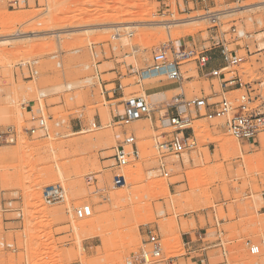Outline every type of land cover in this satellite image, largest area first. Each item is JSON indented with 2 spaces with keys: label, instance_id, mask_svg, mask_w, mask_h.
<instances>
[{
  "label": "rangeland",
  "instance_id": "obj_1",
  "mask_svg": "<svg viewBox=\"0 0 264 264\" xmlns=\"http://www.w3.org/2000/svg\"><path fill=\"white\" fill-rule=\"evenodd\" d=\"M12 1L0 0V41L8 34L32 37L0 44V128L15 133L0 144V264H126L149 229L162 238L165 258L179 256L185 252L182 234L198 223L205 227L207 216L226 233L229 251L226 262L220 256L212 264H264V133L252 146L233 138L224 121L199 118L186 133L195 147L162 158L153 138L172 131L162 126L167 105L181 87L188 99L217 102L219 81L195 65L185 68L191 78L183 86L165 78L139 81L156 47L191 39L210 47L212 36L245 56V79L264 80V9L233 13L264 0H18L15 7ZM207 12L232 14L219 20L218 29L208 20L170 29L146 25L200 19ZM131 23L140 25L114 39L109 28ZM241 31L245 36L238 38ZM119 84L122 91L113 94ZM133 97L147 99L156 112L153 121L129 126L141 158L125 169L127 185L113 187V174L104 168L122 139L114 117ZM41 117L48 135H32V118ZM73 123L83 128L73 131ZM226 141L237 148L227 153L221 147ZM161 158L169 177L159 171ZM57 185L66 190V201L47 206L43 190ZM84 205L93 214L79 220L75 209ZM210 235L214 240L217 230ZM248 242L260 254L252 255Z\"/></svg>",
  "mask_w": 264,
  "mask_h": 264
},
{
  "label": "built area",
  "instance_id": "obj_2",
  "mask_svg": "<svg viewBox=\"0 0 264 264\" xmlns=\"http://www.w3.org/2000/svg\"><path fill=\"white\" fill-rule=\"evenodd\" d=\"M206 3L207 0H199ZM19 1L13 0L12 7L18 6ZM213 15L207 12V16ZM212 29L219 28V20L210 19ZM237 29L234 28V33ZM132 36V33L129 35ZM245 33L239 32L238 38L244 37ZM247 37V36H246ZM208 42L210 47L205 44H198L194 39L182 41L178 46L175 41L170 40L156 47L152 53V64L147 67L145 73H140L139 81L165 78L168 81L179 83L180 86L190 79L186 77L185 68L189 65H195L197 72L204 77L219 81L221 89L220 100L215 102L211 97H194L188 99L185 88L177 95L172 103L167 105L166 113L162 121L163 128L172 129L171 132L165 133L161 137L153 138V149L156 153L164 156L171 152L176 156H181L187 150L195 147V141H190L186 137L188 131H194L193 123L196 119L203 118L208 121H224V128L237 141L255 146L261 133H264V80H250L244 78L241 73V66L245 63V56L239 54L238 50L229 49L226 42L212 36ZM249 53L248 46L246 47ZM220 51V59L223 61L221 68H214L206 72V69L215 60L214 51ZM123 86L119 84L113 91H122ZM238 91L240 96L235 99L226 97L227 94ZM125 113L116 115V126L119 128L122 139L119 140L118 146L114 149V154L110 161L112 164L104 169L113 174V187H125L127 177L124 174L125 169L135 161L140 160L141 150L137 138L129 132V126L143 119H154L155 107L143 97H133L125 102ZM37 122V127L30 130L32 135L37 132H43L48 135V126L44 117L32 118ZM168 122V124H165ZM15 137L13 129L3 132L0 128V144L8 142ZM161 158L159 171L164 177H169L170 172L166 163ZM89 184H94L96 179L91 176L88 178ZM67 192L60 186H50L43 190L42 199L47 206L62 204L66 201ZM93 214V208L90 205H84L75 209V216L79 220L88 219ZM22 217V213H19ZM198 240L203 242L204 238L200 235ZM222 245V242H220ZM250 253L252 255L260 254V247L248 242ZM4 248H12V245L1 244ZM222 247V246H221ZM223 248V247H222ZM164 243L162 238L153 229L145 232V239L139 251L126 261V264H178L179 256L165 258ZM185 251V250H184ZM194 253V250L191 251ZM224 258L227 251L222 250ZM77 264H83L81 262Z\"/></svg>",
  "mask_w": 264,
  "mask_h": 264
},
{
  "label": "crops",
  "instance_id": "obj_3",
  "mask_svg": "<svg viewBox=\"0 0 264 264\" xmlns=\"http://www.w3.org/2000/svg\"><path fill=\"white\" fill-rule=\"evenodd\" d=\"M213 54H215L216 58L214 62L210 64L208 69H206V72L214 68H221L224 65L223 61L220 59V51L216 50L213 52ZM81 128H83V125L81 124L78 123L72 124L73 131L79 132V129ZM226 224H229V222H226L225 224L222 225H226ZM197 226H198L197 229H193L190 230L189 232L182 234L185 254L184 256L179 258L178 264H182V261H184L185 264H212V261L220 258V256L224 259V261L225 260L227 261L229 251L228 249H226L225 247L226 244L224 242V237L226 236V233L218 230L220 228V224L217 223L216 225H211L210 219L207 216L205 227L201 228L200 223H198ZM213 230H217V235L214 240H212L213 236L210 235V232ZM200 235L204 238L203 242L198 240V236ZM220 242H222V245L220 244ZM223 249L224 251L225 250L227 251L226 258H224L222 255ZM193 250L194 253H191V251Z\"/></svg>",
  "mask_w": 264,
  "mask_h": 264
},
{
  "label": "bare ground",
  "instance_id": "obj_4",
  "mask_svg": "<svg viewBox=\"0 0 264 264\" xmlns=\"http://www.w3.org/2000/svg\"><path fill=\"white\" fill-rule=\"evenodd\" d=\"M261 9H264V1L263 2H259L257 4H254V5H245V6H241L239 9L233 11V13H247V12H254V11H257V10H261ZM232 13L231 12H226V13H217V14H213V15H208L207 17H203V18H200V19H189V20H183V19H178L176 18L174 21L175 22H169V21H160V22H147L149 24H146L147 26L149 27H156V28H166V29H170V28H176V27H187V26H190V25H194L198 22H205V21H209L210 19H216V20H220L222 17H228L230 16ZM172 21V20H171ZM139 23H145V22H139ZM125 24V25H117V26H114L112 28H109L111 30H114L117 34L116 36L114 37V39H118L120 38L121 36L119 35V32L121 30H125V31H129L130 29H136L140 24ZM53 31L55 30H51V31H48L47 33H45V35L49 34V33H52ZM10 33H13V30L10 31ZM241 33H244L243 31H241ZM131 34V33H130ZM129 34V35H130ZM59 35V34H58ZM36 36V35H33V37ZM11 34H8V36H6V38H4L3 40L0 41V44L2 43H17V41H21L24 39H28L32 36H30L29 34H19L15 37H11ZM142 73H145V71H143ZM72 86L73 85H69L68 86V89H72ZM41 94V93H40ZM46 94L42 93V97L45 96ZM40 96V97H41ZM235 145V144H234ZM232 143H228L227 141L224 142L223 144H221V147L224 151H226L227 153L229 151H233L237 148V144L234 146ZM239 146V145H238ZM240 154V153H239ZM242 156V155H241ZM167 191V186H164L161 188V191ZM145 224H149V220L145 222Z\"/></svg>",
  "mask_w": 264,
  "mask_h": 264
}]
</instances>
